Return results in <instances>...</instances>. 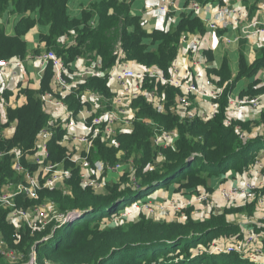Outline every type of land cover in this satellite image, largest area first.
<instances>
[{
    "label": "trees",
    "instance_id": "trees-1",
    "mask_svg": "<svg viewBox=\"0 0 264 264\" xmlns=\"http://www.w3.org/2000/svg\"><path fill=\"white\" fill-rule=\"evenodd\" d=\"M68 1L0 0V13L9 2H14L17 9L24 10L23 13L28 14L27 10H31L36 15L35 18L22 15L16 27L17 37L8 38L4 30L0 29V56H4V52L6 56L13 53V47L23 49L24 43L19 36L35 23H39L49 27V34L46 36L48 47L56 50L66 62H71L78 54L91 55L95 52L102 56L105 64H113L116 60L114 51L118 43H121L126 59L144 65H157L167 71L176 56L181 34L184 31L193 32L192 35L202 34L201 32L205 30L203 23L199 20L183 16L176 26L149 32L143 15L132 13L135 0H94L89 4L90 13L86 10L82 14V19H72L67 11ZM191 3L192 0H184L185 6H190ZM92 16H97L96 26L88 22ZM70 29L76 30L77 44L68 46L64 50L63 46L57 43V38L62 37ZM148 39H150L149 42ZM260 66H264V50L259 53V57L251 67L246 66L242 56L240 75H251ZM49 71L52 75V71ZM230 73L225 61L222 70L216 74L220 77L218 81L223 83L230 78ZM95 83L90 82L91 85ZM155 85V83L150 84L151 87ZM45 87L43 85L42 90L48 89ZM158 87L160 90L164 88L162 85ZM262 90L264 88L260 91ZM176 94L174 88H166V95L170 102ZM136 103L140 107L139 115H157L159 122L164 124L167 130L178 129L180 139L176 143V150L172 148L163 150L166 163L158 166L154 171L147 169V172H142L147 164L155 160L153 156L157 153L150 144L152 130L139 121H136L134 131L118 136L121 142L119 149L104 147L99 149L107 154L102 157L107 156L106 158L113 160L116 159L118 151L122 149L128 156L140 154V157L136 158V175L143 176L140 181L142 185L163 175L162 178L138 189L130 185L126 188L127 190H122L110 185L107 194L95 193L91 188L80 186L78 170L75 169L73 177L67 182L71 195L66 194L64 189L42 190L41 195L54 200L60 211L73 207H92L91 211L76 215L62 225H58L48 240L40 242L45 236L51 234L54 225L42 231L21 229L17 232L14 226L6 220L7 210L0 208V236H3L2 238L11 247L19 248L27 255L30 254L31 247L40 242L37 247L40 264H43V255L53 257L63 264L84 261L86 264H139L142 261L149 262V264H257L243 259L236 253L218 254L205 251L212 248L214 238L220 232L223 230L231 232L238 227L235 224L215 225L213 221L185 225L175 222L159 224L150 220L147 221L146 226L136 223L127 226L126 229L123 226L102 227L104 220L115 213L118 214V211L131 205V202L149 195L156 186L164 185L165 187L185 180L180 183L181 187L202 186L204 189L208 187L207 189L211 190L208 184L209 178L230 169H243L254 161L260 150L264 149V134H258L243 141L235 133L233 127L224 124V104L221 106L222 111L214 118L184 121L175 114L156 111L153 105L146 102L143 97L136 100ZM9 113L11 120L17 122L18 129L15 137L8 140L7 146L31 148L36 133L49 120L39 98L37 100L31 98L28 105L11 109ZM59 139H62L60 133L52 137L50 149L52 159L61 161L67 151L57 142ZM0 148H3L1 142ZM167 151L174 153L173 158L168 162ZM193 153L196 155L186 160ZM11 158L12 156L9 155L0 160V186L6 179L15 178L11 169ZM123 193L125 194L122 197L115 199ZM18 201L25 206L39 203V201L24 200L21 197ZM0 261L2 264H8L1 257Z\"/></svg>",
    "mask_w": 264,
    "mask_h": 264
},
{
    "label": "built area",
    "instance_id": "built-area-1",
    "mask_svg": "<svg viewBox=\"0 0 264 264\" xmlns=\"http://www.w3.org/2000/svg\"><path fill=\"white\" fill-rule=\"evenodd\" d=\"M158 1L159 10L165 14L170 13L176 5L175 0ZM200 6L198 1H193L188 9L196 11ZM261 7L264 9V2ZM229 12L231 11L220 8L218 14L224 15ZM207 22V28L218 33L220 26L215 22ZM238 22H240V36L237 39L264 34V23L259 19L236 21L237 24ZM61 39L66 41L69 36L63 35ZM205 42L202 34L189 37L190 57L184 72L177 61L171 63L167 71L157 65L141 64L138 67H132L129 60L124 58L126 54L123 52L121 43H118L114 51L115 62L109 65L105 64L102 56L96 53L78 54L71 62H66L54 50L42 51L30 58L37 64L39 100L43 110L52 120L40 130L35 142L34 150H37L35 159L40 164L41 177L35 175L22 163L23 153L20 149L0 151V158L9 155L13 157L12 169L22 176L20 181L8 180L0 191V208L7 210L6 220L17 230L31 231L44 230L55 222L59 223V226L65 223L63 222L64 211L56 213L54 202H41V191L56 190L74 175L75 169L78 170L80 185L84 188L97 189L105 184V181L101 182L99 178L93 177L92 171L96 162H93L92 158L97 155L102 145L120 148L119 133L131 131L130 129L136 123V116L131 113L134 100L143 97L158 112L175 114L184 121L216 117L222 111L221 106L224 100L234 112L244 113L247 109L256 107L259 104L258 97L233 95L229 88V81L220 83L208 71ZM74 44L76 45L77 42L75 41ZM77 62L83 63L84 68H77L75 66ZM10 65L17 69L24 68V63L19 58L13 61L0 59V73ZM49 70L52 71L54 90L45 91L42 90V81ZM100 77L108 78L109 89L104 93L108 101H104L102 95L99 94L97 97L91 91L90 82H97ZM152 83L156 85L151 87ZM79 85L85 86L84 93L79 91ZM158 85L164 88L160 90ZM110 86L119 87L114 89ZM167 87L174 88L177 93L172 103L166 95ZM72 98L76 100L74 105L71 102ZM204 102L208 105L207 109L203 106ZM7 104L11 105L12 101ZM143 122L146 125L149 123L147 119H143ZM57 127L64 131L66 140L64 146L67 147V152L61 161L54 162L50 160L52 152L49 145L54 129ZM178 139L176 130H167L165 127H160L154 135V143L159 147H175ZM125 168L123 162L107 165L110 175L123 172ZM255 168L256 172L253 171L251 177L242 185L220 187L217 190L220 200L227 204L237 203L238 200L263 202L260 192L264 188L262 176L264 160L257 161ZM130 171H133V168ZM110 175L106 179L109 182L112 180ZM138 183L134 181L132 186ZM19 197L24 200L39 201V203L24 207L18 201ZM213 204L212 193L202 191L175 202L147 204L149 205L147 208L155 216L158 213L164 216H176L185 214L188 209H195L197 214H200L202 210L205 213L206 209L209 211V207ZM132 206L139 209L138 203ZM130 208V206L127 207L125 211L128 212ZM245 237V240L228 244L214 241L212 253H236L245 260L264 264L263 237L252 232H248ZM37 254L35 247L31 248L29 255L18 248L10 247L0 236V255L13 264H39Z\"/></svg>",
    "mask_w": 264,
    "mask_h": 264
},
{
    "label": "crops",
    "instance_id": "crops-1",
    "mask_svg": "<svg viewBox=\"0 0 264 264\" xmlns=\"http://www.w3.org/2000/svg\"><path fill=\"white\" fill-rule=\"evenodd\" d=\"M175 1H176V5L172 9V11L170 13L165 14L159 10L158 0H143V1L140 0L139 3L136 2L133 3L132 13L137 15L138 14L143 15L144 20L147 22L146 27L149 32H153L156 30H165L168 29L169 27L176 26L179 20L181 19V17L183 16H188L192 19H197L200 22H202L205 27V30L201 33L206 38V42H208V48H206L205 51L208 71L211 74H213V76L216 75L218 72L222 70L223 64L226 61L228 64V68L231 72L230 73L231 75L230 78L225 80V82L226 81L230 82L229 88L232 94L233 95L238 94L241 96H247V95L256 96L259 98V104L254 108L247 109L244 113L234 112L230 110V106L224 100L225 102L222 103L225 105L224 124L226 126L233 127L234 131L237 133H241L243 135H245V133H249L248 138L254 137L258 134H264V90L260 91L261 89L264 88V66H260L251 75L248 74L240 75L241 57L242 56L244 57L246 66L251 67L259 57V53L262 50H264V34L256 35L254 37L247 39L246 38L237 39L240 36V22H238V24L236 23V21H240V20H253V19H259L262 23H264V9L261 7V4L264 2V0H192V1H198L199 4L201 5L200 8L197 9L196 11L189 10L188 9L189 6H185L184 4V0H175ZM220 8H224L225 10H229L231 12L224 15H220L218 14ZM85 9L87 10L86 12L90 11L89 7L85 6ZM137 9H141L140 11L142 13H140V11H138ZM67 11L72 19L74 18L82 19L83 17L81 8L79 6V2H77L74 5L72 13L69 8ZM21 16L18 18L21 19L22 18ZM23 16L26 17L30 16L32 18L36 17L34 13L32 14L28 13ZM20 19H16L15 16L9 15L8 13H5L0 18V29L2 28L4 30L6 37L8 38L17 37L16 27ZM207 21L215 22L220 26L218 33H214L207 28V23H208ZM88 22L92 26H96V24L98 23L97 16L94 17L92 16ZM71 32H76V30L70 29L66 33H71ZM48 34H49L48 26L35 23L25 33L19 36L20 40L24 43L23 49L20 47L19 48L13 47L12 48L13 53L6 56V53L4 52V56L6 57H4L3 55L0 56V59H7L12 61L19 58L24 63L23 69H17L15 66L10 65L3 72L0 73V142L3 145V148H0V151L12 150L15 148L20 149L23 153L21 155L22 163L27 168H29L35 175L39 177H41V168H40V164L35 159V154L37 151L34 150L36 147L35 142L37 140V135L40 132V130L44 126L48 125L49 122L52 120L50 116L47 114L49 120L38 131V133H36L35 135L36 137L34 140L35 144H33L31 148L25 149L24 147L21 148L19 146L8 147L7 142L8 140H12L15 137L18 129V124L16 121L11 120L9 111L11 109H18L25 107L30 103L31 98L34 99L36 98V100L37 98H39L40 89L36 78L37 64L34 61L30 60V58L34 57L37 53L46 51V49H48V44L46 41L47 38L46 36ZM192 34L193 32H185V31L181 34V41L178 46L176 56L172 61V63L174 61L180 63L179 65L183 72L186 71V68L188 66V58L190 57L189 37ZM60 38L61 36H58L57 43L61 45L62 41ZM150 39H148L147 41L149 42ZM62 48H64L65 50L67 46L64 45ZM129 62H130V66L132 67H138V65H141V63H138L134 60H129ZM75 66L77 68H84V64L81 62L75 63ZM51 78L52 75L51 72L49 71L46 75V78L42 81V89H43V85H45L46 86L45 88H48L46 89L47 91L54 90L53 89L54 84ZM215 78L220 80L219 76H216ZM78 89L81 93H84L85 86L79 85ZM10 101H12V104L8 105L7 103H9ZM71 102L74 105L76 103L75 98H72ZM203 106L205 109L208 108V105L205 102L203 103ZM246 124L247 127H245ZM134 128L135 125L132 126V128L130 129L131 131L127 133L134 131ZM59 133L61 134L62 139H59L57 142L60 143V145L64 147V149H67V147L64 146L66 143V140L64 139V131H62L60 127L54 129V134L52 137H54ZM120 134H125V133L120 132L119 135ZM50 146L51 145H49V147ZM100 147L119 149L116 147L112 148L108 145H102ZM101 150L102 149H99L96 155L98 156V160L94 161L96 162V165L93 167V171H92L93 177L102 179L105 176L107 179V176L110 175V173L107 171V165L116 164L118 162L124 163V167H126L125 170L127 169L130 170L131 168H134L135 161L133 156L124 155L125 152H123L122 155H119L117 153L116 159L113 160L108 158V160L105 161V157H102L101 154L103 150L102 151ZM50 152H52L51 149ZM261 152L262 154H260V156L255 157L254 161L248 164L247 166H245L243 169H237V168L230 169L226 172L221 173L220 175H216L212 177L209 183V186L212 189L211 191L208 192L212 193L214 204L213 206L209 207V210L211 208L212 209L215 208V206L218 207L223 204V202L220 200V198L217 195V190L220 187L239 186L242 185L245 181H247L251 177L256 162L260 160H264V149ZM2 158H0V160ZM101 158L103 159V161L101 160ZM50 160L54 162L58 161V160H53L52 155ZM12 172L15 174V178L6 179L1 184L0 191L4 187L5 183L8 182V180L20 181L22 179V176L18 173H15L13 169ZM119 173L122 172L112 173L110 175V179L112 180L109 182L105 179V184H103L100 188L97 189L91 188V189L95 193L107 192V188L110 185H113V183L120 178V176L118 175ZM262 176L264 180V175ZM71 178L63 182L64 184L56 188V190L64 189L66 194L71 195L72 193L69 190L68 188L69 186L67 184V182ZM199 188H203V187L199 186ZM174 189H179V190L181 189V192H184V190H182V187L180 185L178 186V184L175 183L174 185L170 184L169 190L165 191V195L162 194L159 197L164 198L172 195L170 194V192H172ZM189 195L190 194L188 193L186 196ZM260 196L264 201V188L261 190ZM43 201L54 202V200L48 199L47 197H42L41 195V202ZM239 202H243V201L238 200L236 205H230V206L234 207L240 205L239 207H241V206H246L248 204H253L254 207L252 205L250 206L252 211L251 209L246 210V216H247L246 220L238 224L242 226V228L245 231V234L248 232H252L259 236H262L264 240V223L261 222V220H264V203L260 205L258 203H253V202H244L246 204ZM23 206L27 207L28 205L26 206L23 205ZM55 208L58 209L56 203H55ZM207 212L208 209H206V212L204 214H207ZM165 217L169 220L173 218V216H165ZM14 228L17 232L21 230V229L17 230L16 227ZM33 247H35V245ZM35 249L37 248L35 247Z\"/></svg>",
    "mask_w": 264,
    "mask_h": 264
},
{
    "label": "rangeland",
    "instance_id": "rangeland-1",
    "mask_svg": "<svg viewBox=\"0 0 264 264\" xmlns=\"http://www.w3.org/2000/svg\"><path fill=\"white\" fill-rule=\"evenodd\" d=\"M91 1H94V0H69L68 3H67V10L69 8L71 13H72L74 5L77 2H79V6H80L82 14H83L86 11L85 6L89 7L90 6L89 4H90ZM139 1L140 0H135L136 3H139ZM141 1H143V0H141ZM137 10L140 11L141 9H137ZM23 11L24 10L17 9L15 7L14 2H9L7 7L3 10V12L0 13V18L5 13H8L9 15L15 16L16 19H20L18 17H20L23 14H26V13H23ZM27 13L32 14L33 12L31 10H27ZM140 13H142V12L140 11ZM64 35L65 36H69V39L66 40V41L61 39L62 43L65 46H67V47L68 46H75L74 42L75 41L77 42V40H78L77 33L76 32H71V33H67V34H64ZM205 40H206V38H205ZM180 41H181V39H180ZM62 43H61V45L64 46ZM179 44H180V42H179ZM179 44H178V46H179ZM205 48H208V42H205ZM46 50L48 51V50H53V49L48 47V49H46ZM214 76L216 77L217 75H214ZM107 82H108V78L100 77L99 80L96 82V84L91 85V88H92L91 91L93 92V94H95L97 97L99 96V94L102 95L104 101H108V98H106L105 95H104V93H106V91L109 89ZM110 87H113L114 89H117L119 86H116V87L115 86H110ZM248 97H256V96H248ZM138 103H136V100H134L132 102V113L136 116L135 122L139 121V122L144 123L143 119H147L149 121V123H147V127L152 130V135L150 136V142H151L150 144H151V146L154 149H156V153H157L156 156H153L152 153H150L151 156H153L155 160L152 163L147 164V166L142 169V172L145 173V172H147V169H151V170L154 171L155 168H157L158 166H160V165L163 166L166 163L165 162L166 159L164 161L165 155L163 154V150L167 149V148H172L173 150H176L177 144H176L175 147H171V146H169V147H159V146L155 145V143H154L155 132L160 127H165V126H164V124L159 122L160 120L158 119L157 115H151V116L150 115H143V114L139 115L140 107L137 106ZM168 130H176L178 132L179 139H180V133H179L177 128H170ZM235 133L243 141L248 139L249 133H245V135H243L241 133H237V132H235ZM261 151H263V150H260V152H258L259 154L257 156H260V154H262ZM123 152H124V150L122 149V150L118 151V154L122 155ZM101 154L102 155H107V154L104 153V151H102ZM173 154L174 153L172 151H167V154H166L167 157H168L167 162L170 159L173 158V156H174ZM124 155H128V154L124 153ZM195 155H196V153H193V156H195ZM129 156H133L134 161H135L134 168H133L134 175H133V171H130L128 169L123 171L122 173H119L118 175L120 176V178L118 180H116V182H114L113 186H111V187H118L119 189L127 190L126 188L130 187V185H133L134 181H138V182L141 181V178L143 176H139V174L136 175V172H137V169H136V158L140 157V154L139 155L132 154V155H129ZM106 157L107 156H105V161L108 160V158H106ZM92 160H93V162L97 161L98 160V156H96V155L93 156ZM101 160L103 161L102 158H101ZM159 163H161V164H159ZM253 171L256 172V168L255 167L253 168ZM132 177L134 178L133 180H132ZM105 179H106V177L104 176V178L100 179V181L104 182ZM211 179L212 178L208 179V184L210 183ZM183 181H185V180H183ZM183 181H179V183L178 182H175V183H177L178 186H179V185H181L180 183H183ZM175 183H172V185H174ZM108 188L110 189V187H108ZM108 188H107V192H105V194H107L109 192ZM207 188L208 187H206V189H204V188H199L197 186H190V187L186 186V187H182V190H184V192H181V189L180 190L179 189H174L172 192H170V194H172V195L162 198V197H159V196L162 195V194L165 195V191L169 190V186H165V187H164V185L156 186V188H154L149 195L143 196V197L139 198L135 202H131V205H128L125 208H123L120 211H118V214L115 213L110 218L104 220L105 223L102 225V227L103 228H107V227L108 228H116V227L123 226L124 229H126L127 226L134 225L136 223H142L144 226H146V224H148L147 221H150V220H152V221H154L156 223H159V224H162V223L170 224V223H174L175 222V223H178V224H181V225H185V224H188V223H196V222L201 223V222H205V221H213L215 223V225L236 224L239 227V228L235 227L234 229L232 228L233 230H231V232H226V231L223 230L222 232H220L216 236V238H214V240L216 242L219 241L222 244H228V243H231V242H237V241L245 240L246 239L245 236H246L247 233L245 234L244 229L238 223H241L242 221L246 220V218H247L246 210L251 209V207H250L251 205L254 207L253 204H248L246 206H241V207H239L240 205H238V206H234L233 207V206H230V205H236V203H233V204L223 203L222 205H220L218 207L215 206V208H213V209L211 208L207 212V214H204L203 210L201 211L200 214H197L195 212L196 211L195 209H188L185 212V214H179V215L173 216V218L170 219V220L167 219L164 216V214L158 213L157 216L153 215V212L149 211V209L147 208L149 205H156V204H161L163 202H171V201L175 202V201L181 200L183 198L187 199L189 197V196H186L188 193L191 196V195L196 194L198 192L211 191V190H208ZM175 197H177V198H175ZM136 203H138L139 209L136 206H132V205H135ZM239 203H244V202H239ZM253 203H258V204L262 205L264 203V201L263 202L254 201ZM147 204H149V205L147 206ZM244 204H246V203H244ZM129 206L131 208H130V210L128 212H126L125 210ZM251 211H252V209H251ZM59 212L60 211L58 209H56V213H59ZM184 217H185V219H184ZM261 222L264 223V220H261ZM55 224L59 225V223H56V222H55ZM53 228L54 227H52V230H53ZM257 229H259V228H257ZM14 248H16V247H14ZM29 251L31 252V250H29ZM205 251L206 252L212 251V248L210 247L208 250H205ZM0 257L2 258V260L5 263L13 264V263L9 262L7 259H5L4 257H2V256H0ZM38 257L39 256L37 254V261L40 264V259ZM42 261H43V264H63V263L55 260L53 257H46L45 255H43ZM0 264H2L1 261H0ZM71 264H86V263L84 261V262H81V263L78 262V263H71ZM139 264H149V262L142 261Z\"/></svg>",
    "mask_w": 264,
    "mask_h": 264
},
{
    "label": "water",
    "instance_id": "water-1",
    "mask_svg": "<svg viewBox=\"0 0 264 264\" xmlns=\"http://www.w3.org/2000/svg\"><path fill=\"white\" fill-rule=\"evenodd\" d=\"M192 156H193V154L190 155L186 160H188V159H189L190 157H192ZM162 177H163V175H162V176H159V177H156V178L152 179L150 182H155V181H157L158 179H160V178H162ZM150 182H147V183H145V184H143V185H142L141 182H139L137 185L134 186V187H135L134 189H138V188H140V187H142V186H145V185L149 184ZM124 194H125V193L118 195L115 199H119V198L122 197ZM92 209H93L92 207H73V208H68L67 210H65V211L63 212V214H64V215H63V222L68 221V220H69L70 218H72L73 216L80 215V214H82V213H84V212L91 211ZM57 226H58V225L55 224V225L53 226L54 228H53L51 234L45 236L40 242H44V241L48 240V239L53 235V233H54V231H55V228H56ZM40 242H37V243L35 244V247H36V248L38 247V245L40 244ZM110 252H112V251H110Z\"/></svg>",
    "mask_w": 264,
    "mask_h": 264
}]
</instances>
